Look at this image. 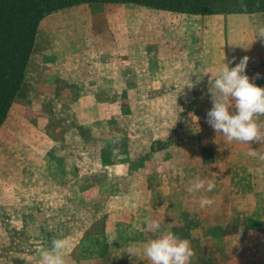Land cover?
<instances>
[{
	"label": "rangeland",
	"instance_id": "obj_1",
	"mask_svg": "<svg viewBox=\"0 0 264 264\" xmlns=\"http://www.w3.org/2000/svg\"><path fill=\"white\" fill-rule=\"evenodd\" d=\"M86 5L99 14L103 11L97 6L105 4ZM124 5L139 15L154 10ZM78 8L44 17L34 44L43 51L50 48L46 28L62 29L64 14L73 16ZM112 10H105L107 17L124 15V9ZM107 37H97V44L109 46ZM53 46L62 49L61 37ZM47 52L41 61L53 63L55 53ZM32 54L33 48L0 126V264H41L40 253L53 238L67 241L65 264H151L143 255L130 258L127 249L143 248L168 231L187 239L195 255L203 247L213 250L217 264L216 252L226 245L221 227L236 222L239 208H193V197L204 192L187 191L200 174L238 169L221 164L227 156L225 137L205 131L212 101H142L135 99L140 94L122 91L113 100L98 94V100L66 101L61 93L46 91L38 93L44 100L32 102L35 92L21 95L25 82L35 73L53 77L52 70L37 65L27 72L37 60ZM151 220L159 222L158 232L148 226ZM227 235L237 238L236 229ZM237 247L228 251L234 254Z\"/></svg>",
	"mask_w": 264,
	"mask_h": 264
},
{
	"label": "crops",
	"instance_id": "obj_2",
	"mask_svg": "<svg viewBox=\"0 0 264 264\" xmlns=\"http://www.w3.org/2000/svg\"><path fill=\"white\" fill-rule=\"evenodd\" d=\"M78 6L77 14H64L62 29L46 28L43 34L50 48L43 51L37 42L34 44L32 55L37 53V60L27 67V72L37 65L45 72L52 70L53 77L48 79L43 72L35 73L25 82L21 95L35 92L32 102L44 100L38 93L43 96L46 91L59 92L66 101L98 100L101 99L98 94H106L104 99L113 100L117 97L112 95L121 91L125 95L140 94L135 99L142 101H212L210 91H215L213 82L224 63L229 68L235 67L246 55L250 59L245 74L250 82L264 88V39H257L259 30L264 28V13L180 15L151 10L139 15L128 5L105 4L97 6L104 14L101 11L91 14L88 5ZM119 6L125 7L121 8L124 15L106 16L105 10L121 11ZM99 36H108L109 46H99L96 39ZM59 37L62 49L56 50L53 42ZM49 49L55 53L53 63L41 61ZM257 123L264 125V116ZM205 131L214 132L210 125ZM261 132L264 133V127ZM224 143L227 156L221 164L238 166L237 172L200 174L201 179L215 182L213 191L202 190L204 196L214 201L204 208H239L240 213L231 226L221 227L226 245L216 252L217 264H229L231 259L238 264L263 262L264 160L247 153L252 148L264 155V143L235 140ZM210 165H214L212 160ZM200 198L193 197V208H201ZM230 229H236L237 238L227 235ZM235 245L237 252L233 254L228 250ZM201 251L194 255L193 264H214L213 250H209L212 254L205 247Z\"/></svg>",
	"mask_w": 264,
	"mask_h": 264
},
{
	"label": "clouds",
	"instance_id": "obj_3",
	"mask_svg": "<svg viewBox=\"0 0 264 264\" xmlns=\"http://www.w3.org/2000/svg\"><path fill=\"white\" fill-rule=\"evenodd\" d=\"M257 39H264V28L259 30ZM249 59L247 55L242 57L232 68L224 63L225 67L218 72L213 82L215 91H210L212 107L207 111L206 122L229 143L234 140L246 144L264 143V133L261 132V127L264 125L257 123V119L264 116V88L250 82L249 76L245 74ZM257 78H259L258 73ZM113 152L115 154L116 150L114 149ZM247 154L252 157L259 155V159L264 160V155H260L252 148ZM214 188V181L196 177L187 191L211 192ZM213 203L214 201L207 196H201L199 201L201 208L211 206ZM148 226L153 231L160 230V224L155 220L149 221ZM66 247V239L53 238L51 247L40 253L41 264H65ZM126 254L130 258H139L143 255L151 264H191L195 255L190 242L171 231L149 240L143 248L129 247Z\"/></svg>",
	"mask_w": 264,
	"mask_h": 264
},
{
	"label": "trees",
	"instance_id": "obj_4",
	"mask_svg": "<svg viewBox=\"0 0 264 264\" xmlns=\"http://www.w3.org/2000/svg\"><path fill=\"white\" fill-rule=\"evenodd\" d=\"M80 4H130L187 15L264 13V0H0V126L21 88L40 21Z\"/></svg>",
	"mask_w": 264,
	"mask_h": 264
}]
</instances>
